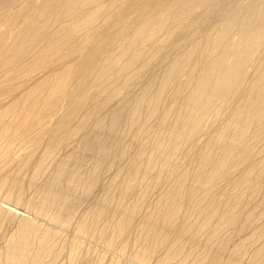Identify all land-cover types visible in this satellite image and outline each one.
<instances>
[{
  "label": "bare ground",
  "instance_id": "bare-ground-1",
  "mask_svg": "<svg viewBox=\"0 0 264 264\" xmlns=\"http://www.w3.org/2000/svg\"><path fill=\"white\" fill-rule=\"evenodd\" d=\"M0 264H264V0H0Z\"/></svg>",
  "mask_w": 264,
  "mask_h": 264
},
{
  "label": "rangeland",
  "instance_id": "rangeland-1",
  "mask_svg": "<svg viewBox=\"0 0 264 264\" xmlns=\"http://www.w3.org/2000/svg\"><path fill=\"white\" fill-rule=\"evenodd\" d=\"M94 246H95V247H94ZM94 246H93V244H92V247L94 248V250H95V249H100L99 246H97V245H95V244H94ZM95 251H96V250H95ZM124 258H125L124 260H127V261L129 260V257H124ZM122 260H123V258H122Z\"/></svg>",
  "mask_w": 264,
  "mask_h": 264
}]
</instances>
